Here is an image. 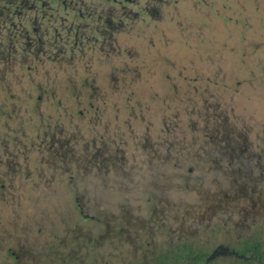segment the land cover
Returning <instances> with one entry per match:
<instances>
[{
    "label": "rangeland",
    "instance_id": "obj_1",
    "mask_svg": "<svg viewBox=\"0 0 264 264\" xmlns=\"http://www.w3.org/2000/svg\"><path fill=\"white\" fill-rule=\"evenodd\" d=\"M212 9L74 59L5 52L0 264L264 250V0Z\"/></svg>",
    "mask_w": 264,
    "mask_h": 264
},
{
    "label": "flooded vegetation",
    "instance_id": "obj_2",
    "mask_svg": "<svg viewBox=\"0 0 264 264\" xmlns=\"http://www.w3.org/2000/svg\"><path fill=\"white\" fill-rule=\"evenodd\" d=\"M215 1L224 0H0V71L6 51L10 59L13 52L74 59L115 45L118 30H164L167 19L214 17ZM244 263L264 264V250L246 251Z\"/></svg>",
    "mask_w": 264,
    "mask_h": 264
},
{
    "label": "trees",
    "instance_id": "obj_3",
    "mask_svg": "<svg viewBox=\"0 0 264 264\" xmlns=\"http://www.w3.org/2000/svg\"><path fill=\"white\" fill-rule=\"evenodd\" d=\"M259 245V248L257 246ZM216 251L204 249L202 247H193L184 244L178 250L165 257L157 256L154 264H210L213 253ZM246 251H263L260 244L257 242L246 243L242 248H232L229 250L228 256L232 259L244 263Z\"/></svg>",
    "mask_w": 264,
    "mask_h": 264
}]
</instances>
